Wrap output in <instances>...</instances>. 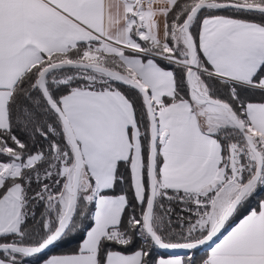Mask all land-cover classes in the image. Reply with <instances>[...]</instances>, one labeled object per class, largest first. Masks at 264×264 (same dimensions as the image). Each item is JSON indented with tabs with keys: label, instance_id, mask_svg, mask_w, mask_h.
<instances>
[{
	"label": "snow or ice",
	"instance_id": "obj_1",
	"mask_svg": "<svg viewBox=\"0 0 264 264\" xmlns=\"http://www.w3.org/2000/svg\"><path fill=\"white\" fill-rule=\"evenodd\" d=\"M0 158V264H264V0H0Z\"/></svg>",
	"mask_w": 264,
	"mask_h": 264
},
{
	"label": "trees",
	"instance_id": "obj_2",
	"mask_svg": "<svg viewBox=\"0 0 264 264\" xmlns=\"http://www.w3.org/2000/svg\"><path fill=\"white\" fill-rule=\"evenodd\" d=\"M163 66L170 67V66H168L166 64L163 65ZM0 159H2V158H0ZM253 206H255V204H253ZM239 218L240 217L235 218L234 221H233L234 223H232L231 225H233L236 222H238V219ZM230 227L228 228V230L230 229ZM226 232L227 231L224 230L222 232V235L225 234ZM82 236H83V234L78 235V236H76L74 238H71V239L66 240L65 242H63V243H61V244H59V245H57L55 247H52L50 250H48L46 253H44L43 256L40 257V259L42 260V259H44L46 257H50L52 255L71 254V253L76 252L77 249H78L79 243H80V241L82 239ZM207 247L202 248V249H199L198 251H196V253H195V259L197 261H200L201 259L206 258L207 254H208V251H209L207 249ZM125 251L131 252V251H133V248L125 249ZM158 252H159V255H161V256L173 255V254H166V253L162 252L161 250H158ZM153 255L155 256L156 253H153ZM30 264H35V262H30Z\"/></svg>",
	"mask_w": 264,
	"mask_h": 264
},
{
	"label": "water",
	"instance_id": "obj_3",
	"mask_svg": "<svg viewBox=\"0 0 264 264\" xmlns=\"http://www.w3.org/2000/svg\"><path fill=\"white\" fill-rule=\"evenodd\" d=\"M222 232H223V230H222ZM205 247H207V246H202L200 249L205 248ZM161 251L164 252V253H166V254H174V255H176V254L183 255L184 254L181 251H176V252H169V251H163V250H161Z\"/></svg>",
	"mask_w": 264,
	"mask_h": 264
},
{
	"label": "rangeland",
	"instance_id": "obj_4",
	"mask_svg": "<svg viewBox=\"0 0 264 264\" xmlns=\"http://www.w3.org/2000/svg\"><path fill=\"white\" fill-rule=\"evenodd\" d=\"M233 221H234V220H232V221L229 223V225H227V226H226L227 228H226V229H224L225 231H227V230H228V228H229L230 226H232L231 224H232V223H234ZM224 230H223V231H224ZM207 249L209 250V248H208V247H207Z\"/></svg>",
	"mask_w": 264,
	"mask_h": 264
},
{
	"label": "crops",
	"instance_id": "obj_5",
	"mask_svg": "<svg viewBox=\"0 0 264 264\" xmlns=\"http://www.w3.org/2000/svg\"><path fill=\"white\" fill-rule=\"evenodd\" d=\"M237 223V222H236ZM235 224H233L232 226H234ZM230 230V229H229ZM226 234V233H225ZM168 256H170V255H167V256H164V257H168Z\"/></svg>",
	"mask_w": 264,
	"mask_h": 264
}]
</instances>
